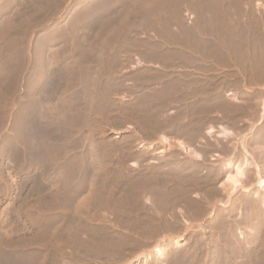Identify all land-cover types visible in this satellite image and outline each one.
Masks as SVG:
<instances>
[{
    "label": "rangeland",
    "instance_id": "obj_1",
    "mask_svg": "<svg viewBox=\"0 0 264 264\" xmlns=\"http://www.w3.org/2000/svg\"><path fill=\"white\" fill-rule=\"evenodd\" d=\"M32 1L0 0V263L175 264L172 239L225 216L243 247L223 264H264V0ZM245 152L249 192L219 189L193 222L203 180L216 189Z\"/></svg>",
    "mask_w": 264,
    "mask_h": 264
},
{
    "label": "bare ground",
    "instance_id": "obj_2",
    "mask_svg": "<svg viewBox=\"0 0 264 264\" xmlns=\"http://www.w3.org/2000/svg\"><path fill=\"white\" fill-rule=\"evenodd\" d=\"M261 115V114H260ZM261 117V116H260ZM212 130L210 129V130H208L207 131V135H211L212 134ZM218 135V134H217ZM222 136V135H221ZM236 136V135H235ZM239 139V138H238ZM259 141V140H258ZM148 148H150V147H148ZM262 150V149H261ZM263 152V151H262ZM196 156V155H195ZM42 157V156H41ZM242 160L240 161V162H238V164L236 165V166H232L233 168H232V172L229 174V175H227L226 176V178H225V180L222 182V183H220L219 184V186H217V188L216 189H212V188H210V189H212V190H210L209 191V189L207 188L208 187V184L210 183V182H207L206 180H203V178H202V180H203V184L201 185V186H199V189H201V190H203L204 192H203V194L202 193H199V189H198V194H201L203 197H201V198H203V200H202V202H200L199 201V199H200V197H199V199H198V202L197 201H193V202H195L194 204H193V202H192V205L194 206V211L192 212L193 213V218H191V219H193V222L195 221V222H198L199 221V218L200 217H204L207 213L206 212H208L207 210H208V206H209V208H212L213 206H212V204H211V201H213V199H216V202H220V200H221V198L219 199V198H217V196L219 195V191L222 193V194H224L225 196H229L230 197V195L231 194H235V192H239V190H243V191H245V192H249V190L251 189V188H245V186H244V183H246V181L245 180H247V178L245 177L246 175V170L248 169V168H251L250 167V159L248 158V153L247 152H245L244 154H243V157L241 158ZM263 161V160H262ZM254 164V163H253ZM252 164V165H253ZM254 166V165H253ZM257 175V176H256ZM255 176L257 177V179H256V183H257V187L259 186V187H261L262 189L264 188V179L262 178V176H260L259 175V173L257 172L256 174H255ZM181 177H184V176H181ZM196 178V181L194 182V180H193V182L194 183H196V184H198V185H200V181H197V180H200V179H198L197 177H195ZM208 178V177H207ZM181 179V178H180ZM204 179H206V178H204ZM190 180V179H189ZM188 180V181H189ZM212 180V179H211ZM179 182H180V180H178ZM178 182V183H179ZM184 182V181H183ZM191 182V181H190ZM192 182V183H193ZM202 182V181H201ZM205 182V183H204ZM182 183V182H181ZM185 183V182H184ZM192 183H190L191 185H192ZM215 183V182H214ZM189 184V183H188ZM195 184V185H196ZM212 184H213V181H212ZM184 185V184H183ZM194 185V186H195ZM197 185V186H198ZM210 185V184H209ZM252 185V184H251ZM179 186H180V184H179ZM186 186V185H185ZM185 186H183V187H185ZM194 186L192 187V188H194ZM196 186V187H197ZM178 187V186H177ZM210 187H212V185L210 186ZM214 187V186H213ZM251 187V186H250ZM198 188V187H197ZM197 188H196V190H197ZM202 188H205V190L204 189H202ZM215 188V187H214ZM190 189H191V186H190ZM189 189V190H190ZM220 189V190H219ZM183 189L181 188V191H182ZM195 190V191H196ZM200 190V191H201ZM219 190V191H218ZM180 191V190H179ZM178 191V192H179ZM218 191V192H217ZM202 192V191H201ZM182 193H183V191H182ZM178 194H181V193H178ZM197 194V195H198ZM218 194V195H217ZM222 194H220V195H222ZM184 193L183 194H181L180 195V197L182 196L183 198H184ZM195 197H196V193H195V195H194ZM218 197H220V196H218ZM185 199V198H184ZM177 200H179L177 203L178 204H180V202L181 201H183V200H181L180 198H178ZM228 198H227V202H225L224 204H223V206H224V208H226V206H227V204L226 203H228ZM160 201V200H159ZM209 202H210V204H209ZM215 202V201H214ZM213 202V203H214ZM222 202V201H221ZM182 203V207H183V202H181ZM159 204H161V203H159ZM215 204V203H214ZM256 204V203H255ZM190 206H191V204H189ZM180 206V207H181ZM262 206L264 207V198H263V200H262ZM180 207H178L177 206V210H179V217H180V219L182 220V222H183V224H187L188 226L190 225V222H188L187 223V221H185L183 218H184V215L182 216V214H183V208L181 209ZM190 209V208H189ZM191 209H193V208H191ZM182 212V213H181ZM228 212V211H227ZM257 212V211H256ZM191 213V212H190ZM162 214V213H161ZM229 214H230V212H229ZM211 216H212V214H210ZM225 215V214H224ZM144 216V215H143ZM153 216V215H152ZM249 216V215H248ZM257 216V215H256ZM146 218V217H145ZM159 218V217H158ZM158 218H156V217H147L146 219H145V221H143V222H147V223H149V224H154V223H156V221H158L159 219ZM176 218H177V216H176ZM175 218V219H176ZM190 219V220H191ZM198 219V220H197ZM250 219V218H249ZM248 219V220H249ZM258 219V218H257ZM187 220V219H186ZM254 220H256V218L254 219ZM139 221V220H138ZM202 221V220H201ZM159 222V221H158ZM165 222V221H164ZM239 222V221H238ZM237 222V218L235 219V217H232V219H229V217L227 218V217H221V218H219V219H217L216 221H214L213 223H212V225H211V227H210V229L209 230H207V229H205L204 227H203V225H202V222H199V223H196V224H194V225H196L197 226V228H198V230H199V228H201L202 229V237L201 236H195L194 235V237L192 238V240H190L191 242L188 244V242H187V244L186 245H181L180 244V240H178V237H180V236H178L177 237V239H172L173 240V244L175 245V248H177V251L179 252H177L178 253V255L176 254V256H174L175 257V264H208L209 263V261H212V263H214V264H223L224 263V261L227 259V258H229L230 260L232 259V260H234L235 259V254H236V252L241 248V244H240V242L238 241V239H237V237L236 236H238L237 234H241V232H238V229H239V223ZM261 223V222H260ZM178 224V223H177ZM242 224V223H241ZM257 224V223H256ZM175 225V224H174ZM181 225V224H180ZM140 226V225H139ZM162 226V225H161ZM187 226V227H188ZM193 226V225H192ZM207 226V225H206ZM208 226H210L209 224H208ZM145 227V226H144ZM143 227V228H144ZM176 227V226H175ZM187 227H186V230H187ZM156 228V227H155ZM141 229V228H140ZM148 229V228H147ZM154 229V228H153ZM176 229H179V228H176ZM183 230H185V229H183ZM142 231V230H141ZM140 231V232H141ZM147 231V230H146ZM153 231V230H152ZM151 231V232H152ZM158 231V230H157ZM155 232L156 234H158L159 233V231L158 232ZM251 231V230H250ZM150 232V231H149ZM180 232H181V229H180ZM184 232V231H183ZM197 232V231H196ZM133 233V232H132ZM199 233V232H198ZM252 233V232H251ZM178 234H180V233H178ZM177 234V235H178ZM155 235V234H154ZM44 236V235H43ZM148 236H149V234H148ZM157 236H159V235H157ZM45 238V237H44ZM150 238V237H149ZM153 238V237H152ZM179 239H181V237L179 238ZM241 239V238H240ZM239 239V240H240ZM148 241H149V239H148ZM162 241V240H161ZM244 241V240H243ZM251 241V240H250ZM158 242V241H157ZM246 242V241H245ZM139 243V242H138ZM251 243V242H250ZM140 244V243H139ZM48 245V244H47ZM142 245V244H141ZM244 245V244H243ZM161 245H158V244H154V246L152 247V253H155L156 255L158 254V255H160L161 256V254L163 253L162 252V249H161V247H160ZM181 246H183V247H181ZM45 247H46V245H45ZM180 247V248H179ZM243 247V246H242ZM51 248V247H50ZM59 248V247H58ZM229 249H231L232 250V254H230L229 252H228V250ZM251 249V248H250ZM43 250V249H42ZM44 250H45V248H44ZM16 251V250H15ZM75 251V250H74ZM80 251V250H79ZM97 251V250H96ZM42 252V251H41ZM44 252V251H43ZM42 252V253H43ZM48 252H50V250L48 251L47 250V253ZM56 252V251H55ZM238 252H241V251H238ZM237 252V253H238ZM37 253V252H36ZM59 253V252H58ZM62 253V252H61ZM123 253V252H122ZM7 254V253H6ZM18 254V253H17ZM16 253H15V255H17ZM60 254V253H59ZM72 254H73V252H72ZM71 254V255H72ZM95 254V253H94ZM239 254V253H238ZM241 254V253H240ZM20 255V254H19ZM28 255V254H27ZM64 255V254H63ZM248 255V254H247ZM95 256V255H94ZM21 257V256H20ZM42 257V256H41ZM236 257H237V255H236ZM238 257L239 258H241V255L239 256L238 255ZM243 257V256H242ZM12 256H11V260H12ZM31 258V257H30ZM36 258V257H35ZM116 258V257H115ZM244 258V257H243ZM242 258V259H243ZM16 259V258H15ZM117 259H118V257H117ZM137 260H140V261H147V257H146V255H143L142 254V256H140V257H138V258H136ZM237 259V258H236ZM7 260V259H6ZM9 260V259H8ZM17 260V259H16ZM15 260V261H16ZM29 260V259H28ZM46 260V259H45ZM54 260V259H53ZM11 262V264H18V262H20V261H16V262ZM44 262V261H43ZM157 263H159L158 261H156ZM235 262V261H234ZM233 262V263H234ZM48 263V262H47ZM169 263V262H168ZM167 263V264H168ZM171 263V262H170ZM174 263V262H173ZM0 264H2V261H1V263ZM4 264H9V261H5L4 262ZM24 264V263H23ZM41 264V263H40ZM211 264V263H210ZM236 264V263H235Z\"/></svg>",
    "mask_w": 264,
    "mask_h": 264
},
{
    "label": "crops",
    "instance_id": "obj_3",
    "mask_svg": "<svg viewBox=\"0 0 264 264\" xmlns=\"http://www.w3.org/2000/svg\"><path fill=\"white\" fill-rule=\"evenodd\" d=\"M53 0H33L32 2H26V8L25 9H41V10H52V2ZM67 4V0H65V3ZM77 9L82 10H89V9H99L101 5L99 0H77ZM24 9V8H23ZM62 9V7L60 8ZM204 10L207 11L209 20L212 24L219 23L220 27L226 25L227 23V11L228 6L227 4L221 3V2H210L207 4H204ZM221 39V38H220ZM222 40V39H221ZM221 40H219L221 42ZM219 41L214 40L213 42L219 43ZM212 51V54L216 55L218 52H226L224 48H222L220 45H215L210 49Z\"/></svg>",
    "mask_w": 264,
    "mask_h": 264
}]
</instances>
